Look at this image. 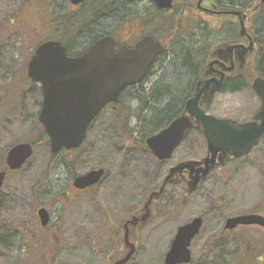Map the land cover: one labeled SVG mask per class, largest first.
Segmentation results:
<instances>
[{"label": "rangeland", "instance_id": "1", "mask_svg": "<svg viewBox=\"0 0 264 264\" xmlns=\"http://www.w3.org/2000/svg\"><path fill=\"white\" fill-rule=\"evenodd\" d=\"M29 1L0 0V170L12 146L21 142L33 145L32 156L20 169L7 174L0 189V264H41L43 256L52 258V264H111L120 244L122 222L129 212L141 206L174 163L203 158L205 141L198 130L190 131L166 161H157L139 143L150 107L167 102L162 99V90L176 79L180 61L167 51L136 86L142 93L140 99L132 89L120 97L118 104L107 105L100 112L82 145L70 156L64 150L52 154L48 141L39 140L42 125L37 115L42 94L38 84L28 78L26 63L33 46L44 38L61 37L71 51H76L88 45L95 30L76 35L75 30L81 34L89 26L88 18L79 15L72 29L73 19L62 18L68 26L62 28L52 23L53 16L49 17L46 8L48 0H37L45 8ZM126 6L131 13L145 12L146 30L164 39L162 14L153 13L150 0ZM261 18L257 28L259 56L264 54ZM181 28L192 33L191 26L182 23ZM218 35L212 37L213 44L219 42ZM195 78L190 75L191 81ZM188 82L186 77L177 82L181 97L189 91ZM258 105L250 88L222 91L215 95L208 114L247 120ZM96 168L105 170L103 178L93 187L76 192L74 176ZM183 186L169 185L155 204L150 221L134 230L138 252L128 264H163L176 229L197 216L203 217L204 224L190 245L191 264H215L214 259L232 263L237 251L221 234L225 219L239 214L264 215V139L250 154L209 174L190 195L183 194ZM40 206L50 214L48 231L39 222ZM229 235H242L251 246L262 242L258 261L264 264L263 228L238 227ZM53 236L57 242L51 239ZM250 248L249 258L253 255Z\"/></svg>", "mask_w": 264, "mask_h": 264}, {"label": "water", "instance_id": "2", "mask_svg": "<svg viewBox=\"0 0 264 264\" xmlns=\"http://www.w3.org/2000/svg\"><path fill=\"white\" fill-rule=\"evenodd\" d=\"M77 4L82 0H70ZM132 1V0H129ZM157 8L170 9L173 0H151ZM201 1V0H199ZM264 0L253 3L245 10H217L205 8L216 15L236 16L240 20L241 34L245 33L244 18L256 12ZM254 40V39H253ZM113 38L103 36L78 56L66 55L65 46L58 41L40 44L28 63V76L41 84L42 101L38 114L53 154L61 150L78 148L86 132L109 103H116L125 87L142 82L157 57L163 53L160 41L143 37L133 48L112 49ZM254 50L253 43H226L211 50L215 57L208 62L202 76L195 82L193 94L184 102L179 115L165 127L145 139L150 153L157 160H168L191 129L199 130L206 143V154L200 160H182L173 164L163 177L158 189L150 192L138 212L131 214L122 224V252L112 264H127L137 253L135 242L130 240L132 229L146 225L152 217V203L163 195L168 184L179 181L188 173L185 194L193 193L201 180L223 166L229 159L249 154L264 138V78L256 76L251 89L260 104L250 121L238 122L231 118H218L206 111L220 91L224 71L233 68V59L246 61ZM225 62V63H223ZM229 64V67L225 66ZM219 66L217 70L213 66ZM224 66V67H223ZM214 73V74H213ZM33 154L29 142L12 146L6 153L5 164L9 170H17ZM104 175L103 168L90 169L77 175L72 185L85 189L96 184ZM6 176L0 170V189ZM37 214L41 225H46L49 212L40 207ZM203 225L197 216L180 225L165 253L163 264H188L192 260L190 245ZM239 225H258L264 228V216L239 214L228 217L224 229L232 230Z\"/></svg>", "mask_w": 264, "mask_h": 264}, {"label": "flooded vegetation", "instance_id": "3", "mask_svg": "<svg viewBox=\"0 0 264 264\" xmlns=\"http://www.w3.org/2000/svg\"><path fill=\"white\" fill-rule=\"evenodd\" d=\"M33 1H35L39 6H42V7L44 6L43 3L38 2L37 0H30L28 2V4L30 2H33ZM134 1H141V0H132V1L123 0L124 3L120 2V0L118 2L116 0H82L77 4L72 3L70 0H48L47 7L44 6V8L45 7L48 8L47 10H48L49 17H50V15L53 16L52 23H55V25H60V26H62V28L65 26L67 28L68 27L66 25L67 21L73 19L72 27H71V29H72L73 23L76 22L78 18H81V17H78V15L81 12V9L82 8H91L90 9L91 10L90 16L95 15L96 12L104 9L103 10V11H105L104 15L102 14L101 16L111 18V20L108 21V24L112 25V28H107V26H106V28L102 31V33H100V34L97 33L98 35L93 37V40L91 42L89 41L90 43L85 48H83L82 50H76V51H71V48H69L66 44L67 42L65 40L63 41L61 37H57V36L55 37L54 36V37H47V38L42 39L41 41L37 42L32 48V54L30 55V58L28 59V61L26 63L27 76H28V63H29L31 57L34 55L36 48L40 44L47 42V41H58V42H60L62 45L65 46L66 55L74 57V56H78V55L82 54L83 52H85L93 43H95L99 38H101L103 36H110L113 38L112 49L114 52H118L121 47H126L129 49L133 48L143 37L150 36V37H152L153 40L160 41V43L165 47V52L162 55L166 54V40H164L163 38L158 36V34L151 33V32L146 30L145 22H144L145 12L134 11L131 13L130 10L127 9L126 4H131ZM259 1L260 0H255L254 3H258ZM152 5L154 7L153 13L160 14L162 12H166V10L157 8L153 2H152ZM179 7H181L180 8L181 14L186 16L184 19H182V18L177 19L180 21V26L183 23L184 25L191 26V30H192V28L194 30V28L196 26L202 25V22H203L204 24L207 23L209 28L214 27L220 31L219 39L221 41L219 40L218 43L214 44L211 47L212 49L217 47V46L224 45L226 43L243 44L245 46H248L251 42L253 43L254 50L250 54L247 55L246 61L244 60L243 62H240L235 57L233 59V68L231 70H228V71L225 70L224 71V79H223L222 86L220 89V92H222L223 85L227 84L228 82L230 84V87H236L238 85L237 80L239 81L240 78H244L246 80V85H248L247 87L250 88V90L252 91L251 83H252L253 79L259 75L256 68L258 66V60L260 59V56H259V35L257 33L258 20L260 17H258L257 14L259 11H261V9L264 10V3H262L259 7L256 8V12L253 11V12L247 13L246 18L243 19L244 25H245V33L244 34H241L240 20L238 17L230 16V15H224V16L223 15H216L214 13H210L207 10H205V8L208 9V8H213V7H215V11H217V10L218 11L219 10H234V9H217V7L213 4L212 0H201V1L190 0L189 2H187V4L180 2ZM50 8L54 9V11H52V13L49 11ZM109 11H112V13H109ZM114 12L117 13L115 18L112 17V14ZM63 15H64V17H63ZM96 17H98V16H96ZM58 18H60V20ZM62 18L67 19V21L65 22L64 19H62ZM227 18H231L232 21H226L225 19H227ZM95 22H97V21H95V17L91 18L90 24H96ZM230 22L233 24L231 27L234 30V31H232L233 37H232V39H229V40H223L227 37L225 35V31L227 29L230 30V27L227 26V24ZM11 25L12 24L10 23V26ZM75 32H76V35H85L83 33L80 34V32L77 30H75ZM222 36H223V38H222ZM160 56L161 55H159V57ZM159 57H157V58L159 59ZM214 58L215 57H213L210 53L207 60H206V64L208 62L212 61ZM223 63H225V62H223ZM206 64L204 65V67H203L200 75L197 77L196 81L202 76ZM225 66L229 67V64L226 63ZM213 67H215L218 71L222 70V68L217 66V65H215ZM260 77H262V76H260ZM28 78L33 83L38 84V86L41 90V84L39 82L33 81L29 76H28ZM262 78H264V77H262ZM251 79H252V81L249 82ZM140 83L134 84L133 86H138ZM247 87H244V88L241 87L240 89H237L236 91L243 90ZM225 91H230V90H225ZM193 92H194V89H193L191 95L193 94ZM41 94H42V91H41ZM40 107H41V105H40ZM39 110H40V108H39ZM38 114H39V111H38ZM252 115L247 120H239V119H235V120H237L239 122L248 121V120H251ZM37 118H38V115H37ZM187 134H186V136H187ZM238 159H240V158H238ZM235 160H237V159H234V158L229 159L226 162V164L229 162L235 161ZM215 171H213V172H215ZM213 172H211V173H213ZM180 178L181 179L179 181H176L175 183H184V186H185L187 179H188V173H184V177H180ZM160 184H161V182L159 183V185L156 188L152 189L151 191L158 189ZM184 186H183V194L185 195ZM86 189H88V188H86ZM86 189L81 190V189L74 188V190L76 192H81V191H84ZM150 192L147 194L144 202L141 205H143L145 203ZM163 195H164V193H163ZM163 195L161 196V198L159 200L153 201V203L151 204L152 209L154 208L155 204L157 205V203L160 202ZM140 207H142V206H140ZM140 207L136 208V211L134 213L138 212ZM223 226H222V232H226V230L223 229ZM238 227H249V226H238ZM253 227H258V226H253ZM134 230L135 229H132V231H131V237H130L131 241H133ZM121 243H122V239L120 237V245H121Z\"/></svg>", "mask_w": 264, "mask_h": 264}, {"label": "trees", "instance_id": "4", "mask_svg": "<svg viewBox=\"0 0 264 264\" xmlns=\"http://www.w3.org/2000/svg\"><path fill=\"white\" fill-rule=\"evenodd\" d=\"M189 1L190 0H174L173 7L167 10L166 12L161 13L162 14V29L165 33L164 40H166V52L169 51L170 53H172L173 57L177 56L176 59L180 61V65H179V69L176 72V76L174 77L176 79L173 81L172 84L165 85V87L162 90V96H163L162 99L166 98L167 102L163 104L161 107H157V108H155L154 106L150 107V110H149L150 117L148 119H145V123H146L144 124L145 131L142 135V138L139 139V143L144 147H146L145 139L148 136L152 135L153 133H155L162 127L166 126L172 119H174L177 115L181 113L184 102L191 95L194 89L195 81L197 77L200 75L204 65L206 64V60L209 56L211 47L214 45L211 42V40L213 39L212 37L216 36L217 34H219L218 37H220L219 30H217L214 27L209 28L208 24L207 23L204 24L203 22H202V25L196 26L194 30L192 28L191 30L193 31L192 33L182 32L180 30L182 28L179 25L180 21L177 20V18L179 17L180 19L181 18L184 19L186 16L181 14V10H180L181 7H179V3L182 2V3L187 4V2ZM212 1H213V4L217 7V9H234V10H245L249 8L250 5H252L255 2V0H212ZM120 2L124 3L123 0H120ZM87 9L89 11H87ZM90 9L91 8H82L79 14L80 16H82L83 19L85 17H86L85 19L88 18L89 23H90V18H91ZM103 10L104 9L95 13V15L98 16V17H95V21H97L95 22L96 24H89V26L84 28L82 32L83 34H87L85 32L87 31L91 32V30H95L94 31L95 34L91 37L90 42L93 40V37L102 33V31L106 28L108 24L107 21L111 20V18L101 16L102 14L104 15L105 11ZM109 13H112V11H109ZM116 14L117 13L114 12L112 14V17L115 18ZM257 16L258 17L262 16V18H264V10L261 9V11L258 12ZM225 20L232 21L231 18H227ZM176 21H179V23L175 24ZM232 25L233 24L231 22L227 24V26L230 27V30L227 29L225 31V35L227 37L223 40L232 39L233 37L232 31H234L231 28ZM262 27L264 28L263 25ZM193 36L197 37V39H191ZM167 41H168V44H167ZM181 70H185V72H181ZM256 70L260 76L264 77V54L260 55V59L258 60V66ZM190 75L191 76L193 75L194 77H196L194 81L193 80L191 81ZM185 77L189 80L188 82L189 87H187L189 91L187 94L185 95L183 94V96L181 97V94L178 95L181 89L178 88L179 83L177 82L184 81ZM251 81L252 79L249 82ZM237 83L238 85L236 87H230L229 82L227 84H224L222 91H225V90L236 91L237 89H240L241 87L244 88L248 86L246 85V80L244 78H240L239 81L237 80ZM132 89H134L137 92V94H135V98L140 99L139 94H142V93L139 92V89H137L136 86H129L125 88L124 91L121 93V96L125 95L126 93H129ZM183 91L184 89H182V92ZM41 133L42 134L39 140L48 141V137L43 128H42ZM72 150L74 149L64 150V152L66 155L70 156L71 154L70 152ZM5 168L6 167L4 166L3 169ZM10 172L11 171H7V174ZM131 213L132 211L129 212V214ZM42 228L47 231L49 230V226L48 227L42 226ZM18 229L21 230V228L19 227ZM221 234L225 235V237H227V239L232 244L235 245L237 256H236V259L232 263H230V261L228 262L225 261V262L220 263L221 262L219 261L220 259L218 260L214 259L215 264H259L258 260L261 258V254L259 252L263 250V247H261V245L263 244L262 242L258 243L256 246H253V245L251 246V244H249L242 235H238V236L231 235L230 236L229 234H231V231L221 232ZM213 237L209 239L208 245L213 240ZM117 238H119V236ZM51 239H53L54 242H57L58 240V238L57 237L54 238V236ZM249 248L253 252V255L250 258L248 256ZM117 250H118L117 251V255H118L121 250L119 243L117 246ZM117 255L115 257H117ZM52 261H53L52 258L51 260L50 258L47 260L46 257L43 256L40 262L41 264H52Z\"/></svg>", "mask_w": 264, "mask_h": 264}]
</instances>
